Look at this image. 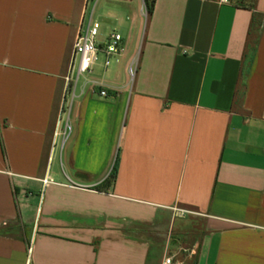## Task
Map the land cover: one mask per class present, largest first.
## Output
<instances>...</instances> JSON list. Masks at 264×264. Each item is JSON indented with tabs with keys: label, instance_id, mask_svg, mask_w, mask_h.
<instances>
[{
	"label": "crops",
	"instance_id": "obj_1",
	"mask_svg": "<svg viewBox=\"0 0 264 264\" xmlns=\"http://www.w3.org/2000/svg\"><path fill=\"white\" fill-rule=\"evenodd\" d=\"M97 13L126 28L122 53L78 77L51 151ZM180 246L185 264H264V0H0V264H161Z\"/></svg>",
	"mask_w": 264,
	"mask_h": 264
},
{
	"label": "built area",
	"instance_id": "obj_2",
	"mask_svg": "<svg viewBox=\"0 0 264 264\" xmlns=\"http://www.w3.org/2000/svg\"><path fill=\"white\" fill-rule=\"evenodd\" d=\"M227 3L228 0H220ZM92 14L89 15L85 25L80 26L72 46L73 58H77V62L72 73L73 64L69 74L65 77V85L63 96L59 107L58 116L55 122V128L51 141V151L54 147L62 150L64 142L71 134V125L69 123V111L72 99L74 97V87L78 77L82 74L89 73L92 66L98 61V55H103V67H107L112 59H117L122 53L121 41L122 37L117 32H111L107 36L105 42L99 45L96 38L99 33V24L92 20ZM74 60V59H73ZM136 58H133L126 68L128 80L131 82L136 73ZM95 86H100L96 82H92ZM100 96H106L105 90L99 91ZM50 151V153H51ZM50 182L48 178L43 179V183ZM72 186L79 187V184L72 183ZM180 215L184 211H177ZM196 252L194 247L180 246L174 253L168 252L166 249L163 253L161 264H185V259L192 257Z\"/></svg>",
	"mask_w": 264,
	"mask_h": 264
},
{
	"label": "rangeland",
	"instance_id": "obj_3",
	"mask_svg": "<svg viewBox=\"0 0 264 264\" xmlns=\"http://www.w3.org/2000/svg\"><path fill=\"white\" fill-rule=\"evenodd\" d=\"M89 4H91V2H89ZM89 7H90V5H88V7H87V12H86L85 18H87ZM114 18L112 15L98 16V13L95 14L93 21L97 22L99 24V33H98V36L96 38L97 40L101 39L100 37L102 35L109 34L112 31L118 32L122 37H125V35H127L126 28L123 26L118 27L116 22H114ZM98 59L100 60V57H98ZM113 66H114V64L112 63L110 67L112 68ZM55 167L57 168V166H55ZM162 257H163V255H162Z\"/></svg>",
	"mask_w": 264,
	"mask_h": 264
},
{
	"label": "trees",
	"instance_id": "obj_4",
	"mask_svg": "<svg viewBox=\"0 0 264 264\" xmlns=\"http://www.w3.org/2000/svg\"><path fill=\"white\" fill-rule=\"evenodd\" d=\"M144 3V7L146 10V14L151 13L152 9H153V5H154V0H142ZM116 167L114 166L113 168V174L115 173ZM113 174L109 177L108 180L104 181L101 185H99L98 187H96V190L102 191L105 190L106 187H108L111 183Z\"/></svg>",
	"mask_w": 264,
	"mask_h": 264
}]
</instances>
